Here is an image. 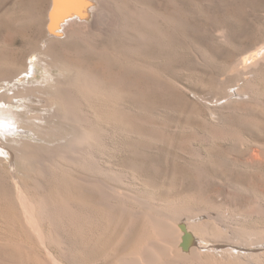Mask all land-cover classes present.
<instances>
[{
    "label": "bare ground",
    "instance_id": "obj_1",
    "mask_svg": "<svg viewBox=\"0 0 264 264\" xmlns=\"http://www.w3.org/2000/svg\"><path fill=\"white\" fill-rule=\"evenodd\" d=\"M47 6L46 14L36 15L35 19L42 38L30 43L24 55L13 63L14 69L0 73V264H214L216 257L238 260L240 264H264V227L253 229L242 225L264 218V189L258 187L246 208H240L241 212L224 211L222 205L211 199L208 202L196 198L200 201L196 205L186 204L188 201L172 204L167 203L169 197L151 199L147 198L150 195L147 192V197L141 195L130 181L133 173L124 169L126 163L119 166L111 163L115 139L127 143L133 138L141 141L146 131L141 127L149 123L135 117L141 126L134 129L132 122L137 121L130 118L128 100L122 97L120 102L115 98L116 82L124 72L127 76L128 72L153 64L138 53L151 48L154 39L151 28L159 25L163 12L146 0H48ZM174 21L168 22L174 25ZM56 45L61 48L55 49ZM263 66L264 44L231 69L232 75L238 74L237 79L216 90L219 98L210 105L213 115L219 114V119L225 113L244 115L248 113L247 106H264L263 97H258L262 90L257 80ZM129 89L128 92L132 91ZM139 91L144 93L145 89ZM124 94L130 95L126 91ZM143 96L144 99L146 94ZM112 124L114 127H109ZM154 129L149 131L153 134ZM232 137L253 142L251 137L248 140L238 133L216 135L221 140ZM158 138L156 142L163 137ZM187 139L184 141L188 143ZM249 149L245 166H264V143L254 142ZM246 151L243 153L247 155ZM197 168L196 171L202 170V166Z\"/></svg>",
    "mask_w": 264,
    "mask_h": 264
},
{
    "label": "rangeland",
    "instance_id": "obj_2",
    "mask_svg": "<svg viewBox=\"0 0 264 264\" xmlns=\"http://www.w3.org/2000/svg\"><path fill=\"white\" fill-rule=\"evenodd\" d=\"M146 2H148L150 5L154 6L155 8H158L161 11V13L163 12L162 14L164 16V18H161V21L159 22L158 26L154 25L153 27L155 28H151V32L153 33L154 36V39L152 40V42H150L151 48L149 46L148 49H145L142 52L138 53L139 56L144 57L145 55L144 59H147L148 64L151 65L153 62V64L150 67L149 65H146L145 67L146 70H148L149 67L150 70L152 71L150 70L145 71V68L143 69V67H140L139 69L133 72H128V74L130 75L127 76L123 75V74H127V72L122 73L121 74L122 78L118 81L119 84L121 83L120 84L121 86L116 82L117 91L115 90V93L116 92L118 93L115 94V98L116 99L118 98L117 100H119L120 102H122V97L123 99L125 98V100H128V102H126L127 106H129L130 109L134 111V113H132V111L130 110L131 114H133V115L130 114V118L131 120L134 119L132 121H137L135 123H138L139 118H144L149 123L141 127V130L143 131L146 129V131H144L145 132L144 137L141 138V141H139L140 138L137 139L133 138L127 143L125 141H122V139L121 140L115 139L114 143L116 142L117 143L115 144L116 148L111 153L112 155L114 154V156H111V163L114 166L124 165V163H126L124 165L125 167L124 169L129 171L130 173H133L130 174L131 175L130 181H133L132 186L134 188L135 187L139 188L138 191H140V194L145 197L148 196L147 193H150V195L147 198L166 200L169 197L167 203H169L168 201H170V203L172 204L175 202L185 203L188 201V203L186 204H189L191 202V204L193 203L195 205L200 203L199 200L201 198L202 200H206L208 202L209 199H211V201H215L217 205L218 203L219 205H222V209L224 211L227 210V212L229 211L231 213L233 212L232 209L233 210L235 209L236 212L237 211L241 212L242 210H244V208H246L245 205L248 204L247 201L250 198L254 197L255 191H258L259 188L264 189L263 187L264 166L256 165L255 168L248 167L247 165L245 166L246 164L245 161L248 158V154L250 151L249 148H251V144L254 142L258 144L264 143V137H263L264 110H262L264 106L254 105L253 106L254 108L251 106H247V108L249 107L247 109L248 115L236 114L238 115L236 117V115L234 114L225 113L221 117V119H219V117H217L219 116V114L213 115L212 113L213 106L210 107V105L212 104L214 105L215 100L219 98V93H217V91L221 86L230 84V82L237 79L238 74L234 73L235 75L234 74L232 75L231 69L237 63L241 62V60L244 57L248 56L250 53H253V51L255 52L257 48H259L261 45L264 44V0H146ZM47 5H48V0H0V46H1L0 73L14 69L13 63L15 62L16 59H20L24 55V53L29 48L30 43L34 42V40H39L42 38L41 35L42 31L41 29H38L36 27V25L38 27L40 26L36 23L35 19L37 17L36 15L41 16L39 14H42L44 16V14H46V11L48 10ZM131 5L135 6V3L131 2ZM42 10L44 11V13ZM166 17H168V19H166ZM169 20L171 22L175 20L174 21L175 24L172 25L171 22H168ZM172 26H176V27H172ZM223 33L225 34V37L223 36V38H221ZM58 48H61V46L56 45L55 49ZM162 54H165V56ZM153 56L155 59L152 58ZM153 65H155L154 68ZM262 68L260 69L261 71L257 70L258 72L260 71L258 73L257 80L259 82V86H260L259 88H261L260 91L262 90L261 92H259L258 97L259 98L260 96L261 98L263 97L262 99L261 98L260 99L264 104V66ZM254 71L255 70H252V72ZM116 72H118L117 68H116ZM124 81L127 83H124ZM122 83H124V85ZM183 84L184 85L186 84L189 90ZM139 85H141V87ZM136 86L137 88H135ZM125 87L126 90L124 89ZM129 88L134 92L130 91ZM128 89L130 92L127 91ZM144 89L146 92L144 91ZM139 90H143L144 93L141 91L142 92L141 95V92ZM125 91L127 93H130V95L124 94L125 95L124 96L123 93ZM135 94H137L138 96ZM145 94L146 97H144ZM116 95H118L119 97H117ZM142 96L144 97V99L142 98ZM195 96L198 98H196ZM212 96H214L215 99L212 100L211 99ZM139 107L140 109H142V111L139 109ZM259 114H261L263 119L259 117L260 116ZM207 116L210 117L208 118ZM135 117L138 120H135ZM256 117L260 119L258 120ZM246 119L249 120L248 121L249 123L247 122ZM154 120H156V123H154L155 122ZM205 120L208 123V126ZM219 121L220 123L221 122L222 123L219 124ZM135 123L132 122V124L135 125L133 126L135 127L134 129L141 126L138 123L137 124L138 126L136 127ZM150 125L151 126L153 125L154 127H149ZM169 126L172 129L168 130ZM109 127L113 128L114 126L112 124ZM162 127L163 128L165 127L166 129L164 128L165 130L164 129L159 130ZM175 127H177L178 130L175 129ZM205 127L207 128L206 131L210 129L211 131H208L207 133L205 131ZM220 127H222L223 129ZM240 127L243 129L241 130ZM150 128L153 129L155 128L154 129L155 131L151 130L153 131V134L155 136H153V134L149 131ZM260 129L262 130V133L260 132L261 131ZM239 130L240 132H238ZM236 133L243 134L245 138H247L248 140L251 137L250 140L253 142L250 144V142H248L247 140L245 142V139L243 140L241 139L242 141H240L238 138L232 137L230 139L228 138L230 142L232 140V142L230 143L228 139L221 140L216 138V135L218 134H236ZM150 134L151 137L152 136L153 137L152 138L150 136L149 137L151 138V140L154 138L153 141L149 140L150 138L148 137V135ZM157 134H161V135H157ZM169 134L171 136H169ZM164 135H166L165 139H164ZM192 135L195 136L192 137ZM156 136L159 138L161 137L163 138H161L159 141L156 142L155 141ZM145 137H148V140L146 139L144 140ZM167 137H169L170 139L172 137L173 140H167L166 139ZM204 138L206 140H204ZM185 139H187L189 144L186 141H184ZM193 139L195 141L197 140L198 144ZM257 139L260 141H258ZM161 140L164 141V143H162ZM154 141L156 143H154ZM165 141L167 143H165ZM183 141L186 142V144ZM210 141H212L214 144L212 142L210 143ZM151 142L153 146L151 145ZM203 142L204 143L206 142L207 144L202 145ZM239 142H242L243 144ZM157 143L160 144L157 145ZM145 145H147L148 147ZM149 145H150V149H149ZM192 145H194L193 148ZM196 147L202 150L199 151L200 149L198 150ZM194 148L195 150H193ZM186 149L188 152H185ZM192 150L195 152H192ZM239 150L241 152H239ZM179 151H181L180 153H182V156L180 153H178ZM245 151L248 152L247 155L246 153H243ZM183 152L185 154L186 153L188 154V155L186 154L187 157ZM197 152H199L198 155L195 154ZM193 153L196 155L195 156L196 158H193L194 157ZM239 153L244 155H241ZM237 156H239L240 158ZM199 161H201V163ZM203 161L206 165L203 163ZM131 163H135V165L133 164L134 165L133 166ZM186 163L189 165H187ZM196 163L200 164V165L197 164L199 166L198 167L199 169H201L200 166H202L201 171L197 170L198 173L206 171L202 174L199 173L201 175L200 179L202 182L201 181L199 182L200 175L197 173L195 169L197 168ZM203 164L205 165V168H203L204 167ZM190 165L192 166L190 167ZM239 165L242 166L243 169ZM135 166H137L139 169L137 167L135 168ZM132 167H134V170ZM131 169L133 172L130 171ZM137 170L139 171V173ZM203 174L206 175L204 176ZM214 174L217 175L215 176L216 179L214 176H212ZM145 177L147 179V183ZM148 179L151 181H148ZM220 180H222V182ZM231 180L233 182H231ZM237 183L238 185H235ZM136 184H138V186ZM148 184H150L153 188L150 187ZM139 185L142 186L139 187ZM157 185L161 186V187L158 186L160 190L158 189ZM192 189L194 190V193L192 191V193L189 194V192H191ZM244 189L246 190L248 189L247 190L248 192H246ZM141 190L145 191V195L144 192ZM184 193L186 196H184ZM220 193H222L224 196ZM169 194L172 195V197ZM219 194L222 196H220ZM159 196L161 197L163 196V197L159 198ZM191 196H195V197L189 198ZM172 198L174 199L179 198V199L177 201H174ZM196 198H198L199 200ZM169 199H172L173 201L171 202V200ZM240 208L242 210H240ZM253 220L245 221L242 223V225H245L246 227H250L253 229L257 227L258 228L264 227V218H255ZM231 261L223 257H216L214 264L241 263L238 260L237 261L231 260Z\"/></svg>",
    "mask_w": 264,
    "mask_h": 264
},
{
    "label": "water",
    "instance_id": "obj_3",
    "mask_svg": "<svg viewBox=\"0 0 264 264\" xmlns=\"http://www.w3.org/2000/svg\"><path fill=\"white\" fill-rule=\"evenodd\" d=\"M185 229V227H183ZM188 244H185V246L187 247Z\"/></svg>",
    "mask_w": 264,
    "mask_h": 264
}]
</instances>
